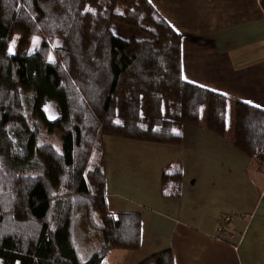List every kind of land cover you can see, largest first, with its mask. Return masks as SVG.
I'll return each mask as SVG.
<instances>
[{"label": "trees", "instance_id": "trees-1", "mask_svg": "<svg viewBox=\"0 0 264 264\" xmlns=\"http://www.w3.org/2000/svg\"><path fill=\"white\" fill-rule=\"evenodd\" d=\"M231 106L234 144L264 162L262 109L186 81L182 34L149 0H0V264H108L112 248H136L140 214L107 207L102 137L180 143L184 124L225 137ZM81 213L103 234L87 258Z\"/></svg>", "mask_w": 264, "mask_h": 264}, {"label": "crops", "instance_id": "crops-1", "mask_svg": "<svg viewBox=\"0 0 264 264\" xmlns=\"http://www.w3.org/2000/svg\"><path fill=\"white\" fill-rule=\"evenodd\" d=\"M149 1L182 34L183 78L259 106L264 130V0ZM232 134L233 121L225 137L184 124L180 143L104 135L107 207L140 214L139 245L117 260L112 248L108 264H138L165 249L175 264H264V162ZM168 169L181 174L164 190ZM223 214L230 234L219 238Z\"/></svg>", "mask_w": 264, "mask_h": 264}, {"label": "rangeland", "instance_id": "rangeland-1", "mask_svg": "<svg viewBox=\"0 0 264 264\" xmlns=\"http://www.w3.org/2000/svg\"><path fill=\"white\" fill-rule=\"evenodd\" d=\"M117 26L119 27V25H117ZM129 31H131V29ZM123 34L128 35L130 33H123ZM20 37H21V34L18 33V32L13 35L12 41H11V44H10V47H9V48H12V51L10 53H14L15 52L17 44H18V42L20 40ZM34 38H36V39H35V42H34V39H33L31 47H30V51H33V50L37 49L39 47L41 41H42V36L41 35H36ZM57 44H59V42H56V45ZM9 48H8V51H9ZM49 111H50V113H52L51 109ZM50 116L52 118L54 117L51 114H50ZM233 116H234V108H230L229 111H228V122L229 123H231L233 121ZM103 137H102V139H103ZM49 140L54 142V143H56V144H58L57 141L55 139H53V138L49 139ZM97 148L99 150L100 146L99 147L97 146L96 149ZM98 150H96V153H97V155L98 154L100 155ZM227 215L228 214L221 215V217L219 219L218 227H219L220 222H222V219H226ZM224 216H225V218H223ZM228 218H230V217H228ZM74 237H75L76 245H77V247L79 249V252L81 253L83 258H87L91 254H93L99 248V246L101 245L100 242L103 241L102 232L99 231L98 229H95V228L90 226V224L88 223V220H87L86 213H81L79 215V218H78V220L76 221V224H75ZM121 251H123V248H115L112 251L113 254H111V257L117 260L120 257L119 253H121Z\"/></svg>", "mask_w": 264, "mask_h": 264}, {"label": "built area", "instance_id": "built-area-1", "mask_svg": "<svg viewBox=\"0 0 264 264\" xmlns=\"http://www.w3.org/2000/svg\"><path fill=\"white\" fill-rule=\"evenodd\" d=\"M229 216H226V219H222V222H220L219 227H218V232H219V238H222L223 236L229 235L230 234V229L228 226V221H229ZM225 218V216L223 217Z\"/></svg>", "mask_w": 264, "mask_h": 264}, {"label": "snow or ice", "instance_id": "snow-or-ice-1", "mask_svg": "<svg viewBox=\"0 0 264 264\" xmlns=\"http://www.w3.org/2000/svg\"><path fill=\"white\" fill-rule=\"evenodd\" d=\"M35 39L36 38H34V42H35ZM12 51V48H9V52H11ZM248 103H251V101H249ZM118 123H119V121H117Z\"/></svg>", "mask_w": 264, "mask_h": 264}]
</instances>
